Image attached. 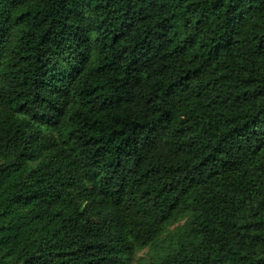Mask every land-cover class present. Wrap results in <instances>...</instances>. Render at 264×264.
<instances>
[{"label": "trees", "instance_id": "16d2710c", "mask_svg": "<svg viewBox=\"0 0 264 264\" xmlns=\"http://www.w3.org/2000/svg\"><path fill=\"white\" fill-rule=\"evenodd\" d=\"M264 264V0H0V264Z\"/></svg>", "mask_w": 264, "mask_h": 264}, {"label": "rangeland", "instance_id": "374dc122", "mask_svg": "<svg viewBox=\"0 0 264 264\" xmlns=\"http://www.w3.org/2000/svg\"><path fill=\"white\" fill-rule=\"evenodd\" d=\"M191 220V214L180 216L176 221L167 226L165 231L159 237L155 246L148 247L140 251L135 259L134 264H147L148 260L165 254L171 249V241L178 239L181 229Z\"/></svg>", "mask_w": 264, "mask_h": 264}]
</instances>
